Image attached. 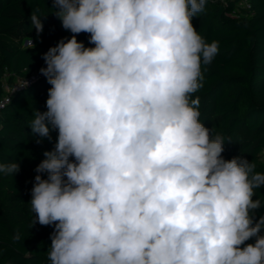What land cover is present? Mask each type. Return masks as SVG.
<instances>
[{"label": "clouds", "instance_id": "1", "mask_svg": "<svg viewBox=\"0 0 264 264\" xmlns=\"http://www.w3.org/2000/svg\"><path fill=\"white\" fill-rule=\"evenodd\" d=\"M52 3L73 35L43 55L52 87L30 122L37 143L58 130L30 201L32 227L55 226L50 264H264V201L253 199L264 173L243 156L224 159V137L192 98L219 51L192 24L207 0ZM19 171L0 162V176Z\"/></svg>", "mask_w": 264, "mask_h": 264}, {"label": "trees", "instance_id": "2", "mask_svg": "<svg viewBox=\"0 0 264 264\" xmlns=\"http://www.w3.org/2000/svg\"><path fill=\"white\" fill-rule=\"evenodd\" d=\"M37 10L43 15L39 35L30 20ZM192 24L206 42H219L211 64L202 65L203 87L192 96L200 98V121L213 136L224 137V159L243 156L264 173V0H207L205 11L194 16ZM72 35L55 15L52 0H0V100L5 95L11 100L0 108V162L20 166L17 174L0 176V264H50L55 226L32 227L30 201L35 169L43 153L54 149L58 130L49 125L51 140L37 143L40 137L32 133L30 122L35 110L47 111L52 87L39 71L46 67L43 55ZM89 36L80 33L77 39L90 47ZM37 74L26 88L16 86L15 78ZM6 78L14 88L9 93ZM41 175L47 179V173ZM258 198L264 201V186L256 190L253 199ZM260 216L264 203L255 210L256 220ZM17 234L19 240L14 239ZM250 243L255 238L240 247Z\"/></svg>", "mask_w": 264, "mask_h": 264}, {"label": "built area", "instance_id": "3", "mask_svg": "<svg viewBox=\"0 0 264 264\" xmlns=\"http://www.w3.org/2000/svg\"><path fill=\"white\" fill-rule=\"evenodd\" d=\"M219 1L226 3V2H228L229 0H219ZM94 46H95V45H93V44L90 45V47H94ZM39 76H40V75L37 74V75H33V76H31L30 78L22 79V80H20V83H19V84H16V86H19V85L21 84V82L24 81V80H27L29 83H31L32 80L36 79V78L39 77ZM29 83H28V84H29ZM12 90H14V88H13ZM8 100H9V95H5V96L3 97V99L0 100V103H5V102L8 101Z\"/></svg>", "mask_w": 264, "mask_h": 264}, {"label": "rangeland", "instance_id": "4", "mask_svg": "<svg viewBox=\"0 0 264 264\" xmlns=\"http://www.w3.org/2000/svg\"><path fill=\"white\" fill-rule=\"evenodd\" d=\"M5 81H6V86H5L6 92L9 93L10 91H12L13 88H11V86L7 84L8 83L7 82V78L5 79ZM15 81H16V84H19L20 83V79L19 78H15Z\"/></svg>", "mask_w": 264, "mask_h": 264}]
</instances>
